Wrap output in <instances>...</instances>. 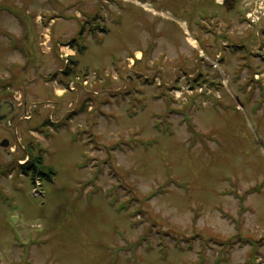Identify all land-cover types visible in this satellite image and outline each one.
Listing matches in <instances>:
<instances>
[{
  "label": "rangeland",
  "instance_id": "obj_1",
  "mask_svg": "<svg viewBox=\"0 0 264 264\" xmlns=\"http://www.w3.org/2000/svg\"><path fill=\"white\" fill-rule=\"evenodd\" d=\"M0 264H264V0H0Z\"/></svg>",
  "mask_w": 264,
  "mask_h": 264
},
{
  "label": "trees",
  "instance_id": "obj_2",
  "mask_svg": "<svg viewBox=\"0 0 264 264\" xmlns=\"http://www.w3.org/2000/svg\"><path fill=\"white\" fill-rule=\"evenodd\" d=\"M82 35H83V33H82ZM76 41L77 40L71 42V44L72 45H75ZM80 51H81V53L85 51V47L83 45L80 47ZM76 65H77V62L76 61H72V66L74 68L76 67ZM72 66L70 67V70H73V67ZM69 71H67L68 74H69ZM39 157L40 156L34 155V154L31 153V158H30L29 163L27 165H25V166H21L20 167L21 168V171L23 172V174L24 173L25 174H31L32 175V178H35L37 176H40V177H44L45 176V175H43L42 173H40L38 171V164L41 163V157L40 158Z\"/></svg>",
  "mask_w": 264,
  "mask_h": 264
},
{
  "label": "water",
  "instance_id": "obj_3",
  "mask_svg": "<svg viewBox=\"0 0 264 264\" xmlns=\"http://www.w3.org/2000/svg\"><path fill=\"white\" fill-rule=\"evenodd\" d=\"M9 146V142L8 141H4L2 144H1V147L3 148H8Z\"/></svg>",
  "mask_w": 264,
  "mask_h": 264
},
{
  "label": "bare ground",
  "instance_id": "obj_4",
  "mask_svg": "<svg viewBox=\"0 0 264 264\" xmlns=\"http://www.w3.org/2000/svg\"><path fill=\"white\" fill-rule=\"evenodd\" d=\"M190 41H191V43L195 46V43H194V41L192 40V39H190ZM60 94H62V93H60Z\"/></svg>",
  "mask_w": 264,
  "mask_h": 264
},
{
  "label": "built area",
  "instance_id": "obj_5",
  "mask_svg": "<svg viewBox=\"0 0 264 264\" xmlns=\"http://www.w3.org/2000/svg\"><path fill=\"white\" fill-rule=\"evenodd\" d=\"M40 184H38V186H39Z\"/></svg>",
  "mask_w": 264,
  "mask_h": 264
}]
</instances>
